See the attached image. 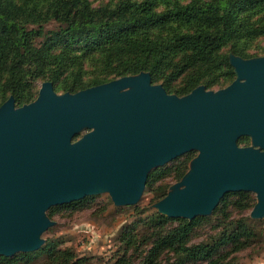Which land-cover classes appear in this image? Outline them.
Instances as JSON below:
<instances>
[{"label": "water", "instance_id": "obj_1", "mask_svg": "<svg viewBox=\"0 0 264 264\" xmlns=\"http://www.w3.org/2000/svg\"><path fill=\"white\" fill-rule=\"evenodd\" d=\"M228 62V85L182 96L147 72L73 93L45 81L18 107L8 96L0 104V255L36 250L50 206L102 192L114 206L135 204L152 167L191 149L196 157L155 211L191 219L209 214L225 192L250 191V217H262L264 56L228 54ZM83 127L90 131L72 141ZM240 136L251 146L237 145Z\"/></svg>", "mask_w": 264, "mask_h": 264}, {"label": "trees", "instance_id": "obj_2", "mask_svg": "<svg viewBox=\"0 0 264 264\" xmlns=\"http://www.w3.org/2000/svg\"><path fill=\"white\" fill-rule=\"evenodd\" d=\"M263 40L264 0H0V104L8 96L15 107L32 101L45 81L55 93H73L139 72L177 96L198 85L216 90L234 78L228 54L264 55ZM236 143L246 145L248 137ZM178 158L147 173L142 194L150 202L186 171L190 155ZM91 198L50 206L46 214L80 209ZM254 202L248 191L223 193L210 214L216 235L195 243L190 236L209 215L168 217L144 214L137 202L123 205L136 218L120 228L123 249L110 264H132L128 251L137 250L140 264H237L233 254L256 239L264 221L231 217L230 209L242 213ZM61 243L45 238L36 250L0 255V264H86Z\"/></svg>", "mask_w": 264, "mask_h": 264}, {"label": "rangeland", "instance_id": "obj_3", "mask_svg": "<svg viewBox=\"0 0 264 264\" xmlns=\"http://www.w3.org/2000/svg\"><path fill=\"white\" fill-rule=\"evenodd\" d=\"M90 1L92 5H96L98 4V2L105 0ZM259 44H264V40ZM39 85L40 84L37 85V91L39 89ZM88 131H90V128L83 127L74 135L72 141L78 139ZM239 146H251L249 137L248 143L246 145ZM197 153V150L191 149L181 154L190 155V159L187 162V169L190 165L191 160L196 157ZM181 155L163 163L162 165L152 167L150 170L157 167L170 166L174 164L176 162V159L178 157L180 158ZM181 177L176 181L168 182L166 192H170L176 189ZM250 193H252L255 198V202L252 205L253 207L257 202V197L255 192ZM155 202L156 201L150 202L148 194L141 193L137 204L141 207H145L144 214H146L152 209L155 210V208L153 207ZM252 207L238 214H235V210L230 209V215L231 217L233 216L235 218L241 215L250 217ZM210 214L211 212L207 215H209V218L211 217V219L203 221L194 229L193 233L190 236L189 243L206 240L209 237L216 235L217 229L213 227L216 219ZM44 216L51 221V224L46 227V229L43 230L39 235V239L42 240V243L45 238L57 237L62 241V243L60 244L61 247H70L77 257H83L85 259L86 264H110L116 258V256L121 253L123 249L122 244L118 240V233L120 228L124 224L130 223L136 218L133 209L127 208L125 206L114 209V205L111 202L109 194L107 192L92 195V198L89 201L85 202V204L80 209L61 210L60 212L53 214L50 218L47 216L45 211ZM253 219L264 221V215L260 218ZM174 224L175 222L172 223V225ZM257 232L258 236L248 247L233 254L234 260L237 264H264V224L262 222L257 226ZM128 253H132V264H140L141 256L140 254H138V250L128 251ZM159 264H162V262Z\"/></svg>", "mask_w": 264, "mask_h": 264}]
</instances>
